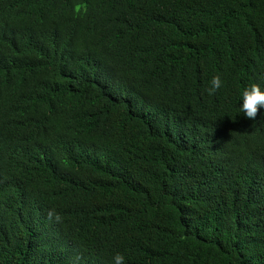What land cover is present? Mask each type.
Returning <instances> with one entry per match:
<instances>
[{
  "label": "trees",
  "instance_id": "1",
  "mask_svg": "<svg viewBox=\"0 0 264 264\" xmlns=\"http://www.w3.org/2000/svg\"><path fill=\"white\" fill-rule=\"evenodd\" d=\"M253 83L264 0H0V264H264Z\"/></svg>",
  "mask_w": 264,
  "mask_h": 264
},
{
  "label": "clouds",
  "instance_id": "2",
  "mask_svg": "<svg viewBox=\"0 0 264 264\" xmlns=\"http://www.w3.org/2000/svg\"><path fill=\"white\" fill-rule=\"evenodd\" d=\"M209 83L210 87L206 89L207 94L210 96L215 95L222 86L220 76H213ZM240 99V111L249 120H254L259 110L264 108V90L255 83L242 89ZM49 215L51 216L52 213L50 212ZM56 219L58 220L59 217L57 216ZM112 264H125V257L120 253H116L112 257Z\"/></svg>",
  "mask_w": 264,
  "mask_h": 264
}]
</instances>
